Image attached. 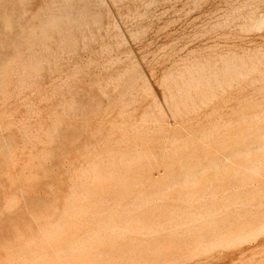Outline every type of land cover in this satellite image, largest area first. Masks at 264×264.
Returning a JSON list of instances; mask_svg holds the SVG:
<instances>
[{
  "label": "rangeland",
  "instance_id": "1",
  "mask_svg": "<svg viewBox=\"0 0 264 264\" xmlns=\"http://www.w3.org/2000/svg\"><path fill=\"white\" fill-rule=\"evenodd\" d=\"M84 88L86 91L82 90ZM241 120L243 121L240 122ZM177 127L182 129L179 131ZM219 127L227 131H222ZM263 127L264 0H0V264H107L109 261L110 264H259V261L264 264V194H260L264 191ZM165 128L167 129L164 131ZM200 135L203 137L200 138ZM190 137L194 142L192 140L190 143ZM196 137L197 140L200 138V142ZM259 137L260 140L251 142ZM208 141L210 143H207ZM224 141V147H217L224 144ZM180 143L185 145L184 148ZM202 143L204 146H212H205L202 151ZM255 146L257 148L254 149ZM163 151L167 152L164 161ZM255 154L258 156L255 157ZM183 155L186 158L183 159ZM212 156L216 157L213 159ZM201 159L204 162L198 161ZM141 167L144 169L141 170ZM186 170L189 171L185 172ZM127 172L129 174L125 177ZM242 173H245V177ZM249 173L253 175L250 176ZM119 174H124L125 176H122L126 179L129 177L130 181L125 183L126 186L121 184L125 178ZM111 175H119L120 182L117 179V184L115 178V183ZM140 175L144 181L140 179ZM158 177L161 185L157 182ZM164 177L170 179L167 181ZM242 177L246 183L242 181ZM154 178L160 187L154 182ZM195 181L197 183H194ZM208 182H211V187ZM97 183L99 185H96ZM102 183H106L108 188ZM94 185L100 186L101 192L103 188V200L99 198L101 192L100 195L95 194L99 188H93ZM111 185L114 187L113 191ZM117 185L120 188L125 187L127 193L125 188H122L121 192ZM170 187L169 191L166 190ZM181 187H186L187 190H182ZM236 187H240L239 193L235 192ZM104 188L110 189L109 192ZM90 189L98 190L94 193ZM129 190L132 196H129ZM117 191L120 194H117ZM188 192L194 196L191 197ZM226 192H229V195L224 196L223 193ZM124 193L128 196H124ZM151 193L154 197L152 199ZM91 194L96 199H92ZM202 196H206L205 199H202ZM215 196H219L221 202ZM145 198L149 199L147 202L149 201L151 206L145 202ZM206 199V202H201ZM85 200L90 204L85 205ZM96 200H99V204ZM101 200L102 203L105 202L104 206L108 201V205L100 206L103 205ZM237 201L238 205L243 203L241 206L244 209L234 206ZM160 202L163 204H159ZM188 202L195 205L190 207ZM112 203L115 207H111ZM145 203L148 207H145ZM94 204L98 208H95ZM140 204L147 209H140L138 212L137 207L142 208ZM204 204L208 210L213 207V211L210 213L204 209ZM223 205L230 210L223 208ZM126 206H129L130 211H124L128 210ZM99 207L105 209L100 212H104L102 216L97 214ZM92 208L98 209L97 213ZM193 208H196L197 212ZM186 209H190V212L185 213ZM211 210L210 208L209 211ZM195 212H199V216L195 215ZM204 212L210 215H205ZM189 214L190 218L194 216L192 220L188 217ZM201 214L205 220L213 221L212 224L216 218V223L220 220L221 222L212 225L215 228L213 231L211 221L210 226L204 225L209 222L205 221ZM216 214L217 216L213 217ZM251 216L256 219L253 220ZM128 217L133 219L132 226L131 220H128L130 223L126 220ZM121 220L124 224H130H123V227L127 228L126 233ZM83 222L89 225H83ZM222 223L223 226L220 227ZM183 224L186 228H182ZM179 225L191 233L185 234ZM150 226H153V232L152 229L147 231ZM160 226L164 228L161 230ZM248 226L250 231L247 230ZM131 227L137 230L134 231ZM197 227L202 228V233ZM207 227L210 231L205 230ZM222 227L226 237L221 234L224 233ZM81 228H84V231ZM252 228L256 229L253 231ZM115 229L118 233H115ZM195 229L199 236L196 235ZM128 230L136 234L127 233ZM104 232L115 233L114 236L121 239L115 240V237ZM177 233L181 234V238ZM235 233L239 235L235 236ZM155 234L158 235L152 237ZM222 235L225 237L224 241H218ZM113 240L114 243L117 241L115 245ZM203 240L207 243L209 241L207 245L204 244L205 247L202 245L204 248L199 246L203 244ZM222 241L228 249L223 246ZM193 242L198 245L195 246ZM104 243L110 247H106ZM220 243L223 247L219 246ZM198 246L199 249L196 248ZM94 253H97L98 261ZM89 254L94 259L90 260ZM98 254L102 256V260Z\"/></svg>",
  "mask_w": 264,
  "mask_h": 264
},
{
  "label": "bare ground",
  "instance_id": "2",
  "mask_svg": "<svg viewBox=\"0 0 264 264\" xmlns=\"http://www.w3.org/2000/svg\"><path fill=\"white\" fill-rule=\"evenodd\" d=\"M77 43H78V42H77ZM261 44H262V43H261ZM53 48H54V47H53ZM262 49H263V48H262ZM251 51H252V50H251ZM241 52H242V51H241ZM44 55H45V53H44ZM29 56H30V55H29ZM52 59H53V58H52ZM49 61H51V60H49ZM54 61H55V60H54ZM64 62H65V61H64ZM64 62H63V63H64ZM51 64H52V63H51ZM54 64H55V63H54ZM77 66H78V65H77ZM80 66H81V65H80ZM65 68H66V67H65ZM16 69H17V68H16ZM56 69H57V68H56ZM9 70H10V69H9ZM241 70H242V69H241ZM66 71H67V70H66ZM66 71H65V72H66ZM63 73H64V72H63ZM55 74H56V73H55ZM233 74H234V73H233ZM25 75H26V74H25ZM117 75H118V74H117ZM12 76H13V75H12ZM53 76H54V75H53ZM105 76H106V75H105ZM56 77H57V76H56ZM258 77H259V76H258ZM62 78H63V77H62ZM115 78H116V77H115ZM37 79H38V78H37ZM90 79H91V78H90ZM94 80H95V79H94ZM109 80H110V79H109ZM51 82H52V81H51ZM66 83H67V82H66ZM87 83H88V82H87ZM98 83H99V82H98ZM111 83H112V82H111ZM36 84H37V83H36ZM44 84H45V83H44ZM115 84H116V83H115ZM248 84H249V83H248ZM94 85H95V84H94ZM63 86H64V85H63ZM70 86H71V85H70ZM97 86H98V85H97ZM101 86H102V85H101ZM101 86H100V87H101ZM121 86H122V85H121ZM98 87H99V86H98ZM105 87H106V86H105ZM66 88H67V87H66ZM113 88H114V87H113ZM241 88H242V87H241ZM256 88H257V87H256ZM9 89H10V88H9ZM51 89H52V88H51ZM239 89H240V88H239ZM82 90H85V91H86L85 88L82 89ZM113 91H114V90H113ZM238 91H239V90H238ZM241 91H242V90H241ZM83 92H84V91H83ZM83 92L81 91V93H83ZM239 92H240V91H239ZM28 93H29V92H28ZM20 94H21V93H20ZM71 94H72V92H71ZM77 94H78V93H77ZM77 94H76V95H77ZM57 96H58V95H57ZM236 96H237V95H236ZM44 97H45V96H44ZM233 97H234V96H233ZM65 98H66V97H65ZM216 98H217V97H216ZM226 99H227V98H226ZM226 99H224V100H226ZM61 100H62V99H61ZM64 101H65V99H64ZM74 101H75V100H74ZM126 102H127V101H126ZM59 103H60V102H59ZM66 103H67V102H66ZM79 103H80V102H79ZM29 104H30V103H29ZM40 104H41V103H40ZM236 104H237V103H236ZM73 105H74V104H73ZM45 106H46V105H45ZM58 107H59V106H58ZM77 107H78V106H77ZM79 107H80V106H79ZM8 109H9V108H8ZM58 109H59V108H58ZM75 109H76V108H75ZM78 109H79V108H78ZM83 109H84V108H83ZM86 109H87V108H86ZM98 109H99V108H98ZM59 110H60V109H59ZM76 110H77V109H76ZM76 110H74V111H76ZM215 110H216V109H215ZM9 111H10V110H9ZM83 111H84V110H83ZM95 111H96V110H95ZM131 111H132V110H131ZM47 112H48V111H47ZM35 113H36V112H35ZM68 113H69V112H68ZM81 113H82V111H81ZM96 113H97V112H96ZM38 114H39V113H38ZM43 114H44V113H43ZM83 114H84V112H83ZM88 114H89V113H88ZM260 114H262V113H260ZM47 115H48V114H47ZM74 115H75V114H74ZM206 115H207V114H206ZM226 115H227V114H226ZM62 116H63V115H62ZM78 116H79V115H78ZM45 117H46V116H45ZM45 117H44V118H45ZM79 117H80V116H79ZM82 117H83V116H82ZM82 117H81V119H82ZM115 117H116V115H115ZM238 117H239V116H238ZM74 118H75V117H74ZM85 118H86V117H85ZM102 118H103V117H102ZM40 119H41V118H40ZM240 119H241V118H240ZM12 120H13V119H12ZM65 120H66V118H65ZM85 120H86V119H85ZM238 120H239V119H238ZM238 120H236V123L238 122ZM202 121H203V120H202ZM233 121H234V120H233ZM242 121H243V120H241L240 122H242ZM7 122H8V121H7ZM10 122H12V121H10ZM46 122H47V121H46ZM162 122H163V121H162ZM181 122H183V120H181ZM234 122H235V121H234ZM177 123H178V122H177ZM49 124H50V123H49ZM73 124H74V123H73ZM174 124H176V122H174ZM181 124L183 125V123H181ZM196 124H197V123H196ZM232 124H234V123L232 122ZM232 124H231V126H233ZM239 124H240V123H239ZM244 124H246V123H244ZM249 124H250V122H249ZM42 125H43V124H42ZM69 125H70V124H69ZM78 125H79V124H78ZM177 125L180 126V124H177ZM184 125H186V123H185ZM192 125H193V124H192ZM205 125H206V124H205ZM215 125H216V124H215ZM66 126H67V125H66ZM188 126H189V125H188ZM190 126H191V125H190ZM213 126H214V125H213ZM213 126H212V127H213ZM229 126H230V124H229ZM234 126H235V125H234ZM234 126H233V127H234ZM239 126H240V125H239ZM245 126H246V125H245ZM72 127H73V126H72ZM82 127H83V126H82ZM88 127H89V126H88ZM157 127H158V126H157ZM165 127H166V126H165ZM185 127H186V126H185ZM210 127H211V126H210ZM210 127L208 126V128H210ZM247 127H248V126H247ZM86 128H87V127H86ZM158 128H159V127H158ZM163 128H164V124H163ZM177 128H178V127H177ZM177 128H176V129H177ZM180 128H181V127H180ZM180 128H178L179 131H180ZM183 128H184V127H183ZM187 128H188V127H187ZM189 128H190V127H189ZM223 128H224V126H223ZM238 128H239V127H238ZM238 128H236V129H238ZM71 129H72V128H71ZM77 129H79V127H78ZM166 129H167V128H165L164 131H165ZM174 129H175V128H174ZM181 129H182V128H181ZM213 129H214V127H213ZM213 129H212V130H213ZM219 129H222V128L219 127ZM227 129H228V128H227ZM246 129H248V128H246ZM250 129H251V127H250ZM254 129H255V128H254ZM262 129H264V127H263ZM84 130H85V127H84ZM86 130H87V129H86ZM198 130H199V129H198ZM209 130H211V129H209ZM217 130H218V129H217ZM223 130H224V129H222V131H223ZM228 130H229V129H228ZM233 130H235V129H233ZM233 130H232V131H233ZM160 131H161V130H160ZM224 131L226 132L227 130H224ZM235 131H237V130H235ZM244 131H245V130H244ZM250 131H251V130H249L248 133H250ZM256 131L258 132V131H260V130H256ZM256 131H255L254 133H256ZM17 132H18V131H17ZM29 132H30V131H29ZM210 132H211V131H210ZM214 132H215V131H213V133H214ZM242 132H243V130H242ZM245 132H246V131H245ZM252 132H253V131H252ZM260 132H261V131H260ZM30 133H31V132H30ZM114 133H115V132H114ZM186 133H187V132H186ZM199 133H200V132H199ZM248 133H247V134H248ZM187 134L189 135V133H187ZM206 134L208 135V132H207ZM211 134H212V132H211ZM216 134H217V133H215V135H216ZM239 134H240V133H239ZM241 134H243V133H241ZM252 134H253V133H252ZM256 134H257V133H256ZM262 134H263V133H262ZM70 135L72 136V134H70ZM204 135H205V134H204ZM207 135H206L205 137H207ZM217 135H219V134H217ZM243 135H245V134H243ZM257 135H258V134H257ZM73 136H75V135H73ZM90 136H91V135H90ZM93 136H94V135H93ZM184 136H185V135H184ZM190 136H191V135H190ZM200 136H201L200 138L203 137L202 135H200ZM210 136H212V135H210ZM237 136H238V134H237ZM82 137H83V136H82ZM216 137H217V136H216ZM222 137H223V135H222ZM222 137H219V138H222ZM243 137H244V136H243ZM248 137H249V136H248ZM66 138H67V137H66ZM180 138H181V137H180ZM182 138H183V137H182ZM184 138H185V137H184ZM200 138H198L199 140H197V137H196V140L200 142ZM210 138H211V137H210ZM235 138H237L238 140L240 139L239 137H236V136H235ZM255 138H256V136H255ZM261 138H262V140H263V137H261ZM41 139H42V138H41ZM72 139H74V138H72ZM79 139H80V138H79ZM190 139H191V140H190ZM190 139H188V141L190 140V143H191L192 140H193V142H194V139H192L191 137H190ZM227 139H228V138H227ZM237 139H236V140H237ZM241 139H242V138H241ZM244 139H245V137L242 139V141H243ZM246 139H247V136H246ZM252 139H254V138H252ZM153 140H154V139H153ZM207 140H208V138H207ZM212 140H213V137H212ZM223 140H224V139H223ZM250 140H251V139H250ZM258 140H260V137H259L257 140H255V141H254V140H251V142H252V141H253V142H256V141H258ZM66 141H67V140H66ZM178 141H179V140H178ZM227 141H228V140H227ZM263 141H264V140H263ZM263 141H262V143H264ZM64 142H65V141H64ZM73 142H74V141H73ZM195 142H196V141H195ZM202 142H204V141H202ZM243 142H244V141H243ZM248 142H249V141H248ZM253 142H252V143H253ZM260 142H261V141H260ZM66 143H67V142H66ZM184 143H185V142H184ZM186 143H187V142H186ZM186 143H185V144H186ZM207 143H210V141H208ZM214 143H215V142H214ZM219 143H220V142H219ZM151 144H152V143H151ZM175 144H176V143H175ZM180 144H181V143H180ZM180 144H179V145H180ZM182 144H183V143H182ZM182 144H181V146H183V148H184L185 145H182ZM192 144H193V143H192ZM197 144L201 145L200 143H197ZM229 144H230V143H229ZM229 144H228V145H229ZM67 145H68V144H67ZM70 145H71V144H70ZM97 145H98V144H97ZM195 145H196V144H194V146H195ZM202 145L204 146L203 143H202ZM210 145H211V144H210ZM214 145H215V144H214ZM220 145H221V146L226 145V144H225V141H224V144H219V145H217V147L220 148V147H221ZM262 145H263V144H262ZM63 146H64V145H63ZM65 146H66V145H65ZM71 146H73V145H71ZM71 146H70V147H71ZM176 146H177V145H176ZM192 146H193V145H192ZM205 146H206V144H205ZM205 146L203 147V150H202V151H204ZM211 146H212V145H211ZM211 146H208V145H207L206 147H210V148H211ZM236 146H237V145H236ZM251 146H253V145H251ZM91 147H92V146H91ZM150 147H151V146H150ZM152 147H153V146H152ZM187 147H189V143H188V146H187ZM190 147H191V144H190ZM195 147H196V146H195ZM223 147H224V146H223ZM225 147H226V146H225ZM231 147H232V146H231ZM231 147H230V148H231ZM238 147H239V146H238ZM248 147H249V146H248ZM75 148H76V147H75ZM94 148H95V147H94ZM98 148H99V147H98ZM171 148H172V147H171ZM171 148H169V149H171ZM200 148H202V147H200ZM210 148H209V149H210ZM215 148H216V145H215ZM226 148H227V147H226ZM230 148H229V149H230ZM253 148L255 149V148H257V147L255 146V147H253ZM68 149H69V148H68ZM76 149H77V148H76ZM89 149H90V148H89ZM161 149H162V148H161ZM167 149H168V148H167ZM173 149H175V148H173ZM235 149H237V148H235ZM250 149L252 150L251 147H250ZM250 149H247V150H250ZM163 150H165V149H163ZM187 150H188V148H187ZM187 150L185 149V151H187ZM191 150H193V149L191 148ZM205 150H206V149H205ZM212 150H213V149H212ZM224 150H225V149H224ZM224 150H223V151H224ZM231 150L233 151L234 149H231ZM251 150H250V151H251ZM35 151H36V150H35ZM76 151H77V150H76ZM94 151H95V150H94ZM169 151H170V150H169ZM171 151H172V150H171ZM171 151H170V152H171ZM195 151H196V150H195ZM207 151H208V149H207ZM225 151H227V150H225ZM229 151H230V150H229ZM229 151H228V152H229ZM232 151H231V152H232ZM220 152H222V151H220ZM236 152H237V151H236ZM239 152H240V151H239ZM246 152H248V151H246ZM160 153H161V152H160ZM163 153H164V156H163L164 159H162V160L164 161V160H165V155H166L167 152L165 153V152L163 151ZM163 153H162V155H163ZM172 153H173V151H172ZM179 153H180V152H179ZM193 153H194V152H193ZM225 153H226V152H225ZM229 153H230V152H229ZM70 154H72V153H70ZM151 154H152V153H151ZM168 154H169V152H168ZM168 154H167V156H168ZM170 154H171V153H170ZM217 154H220V153H217ZM217 154H216V155H217ZM226 154H227V153H226ZM226 154H225V155H226ZM242 154H243V152H242ZM244 154H245V152H244ZM258 154H259V153H258ZM78 155H79V153H78ZM202 155H203V154H202ZM220 155H221V154H220ZM220 155H219V156H220ZM222 155H223V154H222ZM255 155H256V154H255ZM260 155H261V154H260ZM167 156H166V157H167ZM187 156H188V155H187ZM190 156H191V154H190ZM190 156H189V157H190ZM229 156H230V155H229ZM246 156H247V155H245V157H246ZM249 156H250V155H249ZM252 156H254V155H252ZM257 156H258V155H256L255 157H257ZM261 156H263V153H262ZM67 157H69V156H67ZM168 157H170V156H168ZM168 157H167V158H168ZM173 157H174V155L172 156V159H174ZM182 157H183V159H184L185 156L183 155ZM182 157H181V158H182ZM191 157L194 158L193 156H191ZM206 157H207V156H206ZM212 157H213V159H214V157H216V156H212ZM212 157H211V159H212ZM240 157H241V156H240ZM250 157H251V156H250ZM167 158H166V159H167ZM185 158H186V157H185ZM233 158H234V157H233ZM246 158H247V157H246ZM248 158H249V157H248ZM259 158H260V157H259ZM261 158L263 159V157H261ZM261 158H260V159H261ZM24 159H25V158H24ZM169 159H170V158H169ZM183 159H182V160H183ZM189 159H191V158H189ZM206 159H207V158H206ZM206 159H205V160H206ZM218 159H220V158H218ZM223 159H224V158H223ZM167 160H168V159H167ZM191 160H192V159H191ZM225 160H226V157H225ZM254 160H255V159H254ZM254 160H253V162H254ZM41 161H42V160H41ZM99 161H100V160H99ZM186 161H187V159H186ZM192 161H194V159H193ZM192 161H191V162H190V161H187V162H190L191 164H193ZM198 161H200L201 163L204 162L203 159L198 160ZM211 161H212V160H211ZM251 161H252V160H251ZM255 161H256V160H255ZM258 161H259V160H258ZM263 161H264V160H263ZM35 162H36V161H35ZM58 162H59V161H58ZM166 162H167V161H166ZM169 162H170V161H169ZM171 162H172V161H171ZM181 162H183V161H181ZM196 162H197V161H196ZM214 162H215V161H214ZM60 163H61V162H60ZM74 163H75V162H74ZM74 163H73V164H74ZM79 163H80V162H79ZM167 163H168V162H167ZM167 163H166V165H167ZM179 163H180V162H179ZM207 163H208V162H207ZM215 163H216V162H215ZM215 163H213V165H215ZM224 163H225V162H224ZM228 163H229V162H228ZM259 163H260V162H259ZM57 164H58V163H57ZM57 164H56V165H57ZM171 164H172V163H171ZM171 164H170V167L172 166ZM186 164H187V163H185L184 165H186ZM196 164H197V163H196ZM216 164H217V163H216ZM230 164H231V163H230ZM232 164H235V163H232ZM242 164H243V163H242ZM249 164H250V163H249ZM251 164H252V163H251ZM263 164H264V162H263ZM59 165H60V164H59ZM70 165H71V164H70ZM156 165H157V164H156ZM162 165L165 166V164H162ZM181 165H182V164H180V166H181ZM206 165H207V164H206ZM211 165H212V164H211ZM224 165H225V164H224ZM252 165H253V164H252ZM252 165H251V166H252ZM260 165H261V164H260ZM260 165H259V166H260ZM53 166H54V165H53ZM146 166H147V165H146ZM151 166H152V165H151ZM173 166H174V165H173ZM186 166H187V165H186ZM186 166H185V168H186ZM217 166H218V168H220L219 165H217ZM228 166H229V165H228ZM233 166L236 167V165H233ZM240 166H241V165H240ZM259 166H258V168H261V167H259ZM60 167H61V166H60ZM136 167H137V166H136ZM147 167H149V166H147ZM158 167H159V166H158ZM193 167H194V166H193ZM196 167H197V166H196ZM238 167H239V166H238ZM242 167H243V166H242ZM244 167H245V166H244ZM247 167H249V166H247ZM255 167H256V166H255ZM70 168H71V167H70ZM138 168H139V167H138ZM138 168H137V169H138ZM162 168H163V167H162ZM174 168H176V167L174 166ZM178 168H179V167H178ZM188 168H190V166H188ZM205 168H206V167H205ZM231 168H232V166H231ZM236 168H237V167H236ZM236 168H234V169H235V172H236ZM258 168H257V169H258ZM262 168H263V170H264V166H262ZM139 169H140V168H139ZM142 169H144V167H143V168L141 167V170H142ZM168 169H169V168H168ZM171 169H172V168H171ZM186 169H187V168H186ZM191 169H192V167H191ZM223 169H224V168H223ZM227 169H228V168H227ZM229 169H230V168H229ZM234 169H233V170H234ZM244 169H245V168H244ZM244 169H243V170H244ZM251 169H252V168H251ZM251 169H250V170H251ZM253 169H254V167H253ZM29 170H30V169H29ZM133 170H135V169H133ZM149 170H150V169H149ZM161 170H162V169H161ZM164 170H166V169L164 168ZM164 170H162V172H163ZM169 170H170V169H169ZM239 170H242V169H239ZM247 170H248V169H247ZM60 171H61V170H60ZM62 171H63V170H62ZM70 171H71V170H70ZM81 171H82V170H81ZM166 171H167V170H166ZM166 171H165V173H166ZM172 171H174V170H172ZM177 171H179V170H177ZM177 171H176V172H177ZM183 171H184V170H183ZM187 171H189V170H186L185 172H187ZM230 171H231V170H230ZM245 171H246V169L244 170V172H245ZM248 171H249V170H248ZM252 171H254V170H252ZM258 171H261V170H258ZM258 171H257V173H258ZM65 172H66V171H65ZM71 172H72V171H71ZM109 172H111V171H109ZM138 172L140 173V170H139ZM149 172H150V171H149ZM176 172H175V173H176ZM179 172H181V171H179ZM240 172H241V171H240ZM250 172H251V171H250ZM66 173H67V172H66ZM105 173H106V172H105ZM107 173H108V171H107ZM154 173H155V172H154ZM159 173H160V171H159ZM233 173H234V172H233ZM238 173H239V172L237 171L236 174L238 175ZM252 173H253V172H252ZM103 174H104V173H103ZM128 174H129V173L127 172V173H125L126 176H125L124 174H122V175H124L125 177H127ZM132 174H133V172H132ZM143 174H144V173H143ZM155 174H156V173H155ZM155 174H154V175H155ZM173 174H174V173H173ZM183 174H184V172H183ZM194 174H195V173H194ZM198 174H199V173H198ZM198 174H197V175H198ZM223 174H224V173H223ZM236 174H235V176H236ZM244 174H245V173H242V175H244ZM250 174H251V173H249V175H250ZM255 174H256V173H255ZM255 174H254V175H255ZM113 175L115 176V174H113ZM119 175H120V174H119ZM119 175H118V176H119ZM122 175H120V176H122ZM151 175H152V174H151ZM157 175H161V174H157ZM168 175H170V174L168 173ZM171 175H172V173H171ZM175 175H176V174H174V176H175ZM184 175H186V174H184ZM233 175H234V174H233ZM233 175H232V176H233ZM240 175H241V174H240ZM252 175H253V174H252ZM252 175H250V176H252ZM56 176H57V175H56ZM104 176H105V174H104ZM111 176H112V175H111ZM114 176H112V178H113ZM118 176L116 175V177H114V182H115V178H116V180H117V179L119 180V177H118ZM124 176H122L123 179L125 178ZM138 176H139V174H138ZM138 176H137V177H138ZM141 176H142V175H140V177H141ZM166 176H167V175H166ZM166 176H165V177H166ZM181 176H183V175H181ZM188 176H189V175H188ZM193 176H194V175H193ZM210 176H211V175H210ZM235 176H234V177H235ZM255 176H256V175H255ZM255 176H254V177H255ZM258 176H260V175H258ZM46 177H48V176H46ZM133 177H135V175H133ZM162 177H163V175H162ZM165 177H164V178H165ZM183 177L186 178V176H183ZM196 177H197V176H196ZM228 177H230V173H229ZM238 177L240 178V176H238ZM244 177H245V175H244ZM244 177H242V181H244V180H243ZM247 177H248V175H246V178H247ZM167 178H168V176H167ZM172 178H173V176H172ZM212 178H213V177H212ZM215 178H217V177H215ZM232 178H233V177H232ZM246 178H245V179H246ZM252 178H253V177H252ZM255 178H257V177H255ZM68 179H69V178H68ZM72 179H73V178H72ZM120 179H121V177H120ZM140 179L143 180L142 177H141ZM144 179H145V178H144ZM165 179H166V178H165ZM169 179H170V178H169ZM169 179H168V180H169ZM173 179H175V178H173ZM173 179H172V180H173ZM186 179H187V178H186ZM194 179H195V177H194ZM217 179H218V178H217ZM234 179H235V178H234ZM248 179H249V178H247L246 180H248ZM50 180H51V179H50ZM118 180H117V184L120 182V180H119V182H118ZM126 180H127V181H126ZM132 180H133V178H132ZM134 180H135V179H134ZM134 180H133V181H134ZM142 180H141V181H142ZM166 180H167V179H166ZM168 180H167V181H168ZM213 180H214V178H213ZM236 180H237V178H236ZM236 180H235V181H236ZM246 180H245V181H246ZM22 181H23V178H22ZM52 181L54 182V178L52 179ZM68 181H69V180H68ZM70 181H71V180H70ZM70 181H69V182H70ZM109 181H110V180H109ZM109 181H108V182H109ZM128 181H130V180H129V177H128V179L125 178V181L123 180V182H122L121 184H123V183L125 184V183H127ZM136 181H137V179H136ZM143 181H144V180H143ZM149 181H150V179H149ZM160 181H161V180H160ZM160 181H159V177H158V181H157V182H159V185H161ZM162 181H163V179H162ZM170 181H171V180H170ZM199 181H200V180H199ZM203 181L206 182V180H203ZM217 181H219V179H218ZM245 181H244V182H245ZM58 182H60V181H58ZM138 182L141 183L140 181H138ZM138 182H137V183H138ZM145 182H146V180H145ZM154 182H156V181H155V178H154ZM157 182H156V184H157ZM165 182H166V181H165ZM189 182H190V181H189ZM211 182H212V181H211ZM211 182H210V183L208 182V183H209V186H210ZM246 182H247V181H246ZM246 182H245V183H246ZM248 182H249V180H248ZM263 182H264V181H263ZM47 183H48V182H47ZM51 183H52V182H51ZM110 183H113V182H110ZM110 183H109V185H110ZM115 183H116V182H115ZM115 183H114V184H115ZM162 183H163V182H162ZM192 183H193V182H192ZM194 183H197V182L195 181ZM201 183H202V182H201ZM201 183L199 182V184H201ZM206 183H207V182H206ZM224 183H225V182H224ZM245 183H244V184H245ZM261 183H262V182H261ZM261 183H260V184H261ZM53 184H54V183H53ZM102 184H103V185H106V183H105V184L102 183ZM130 184H131V183H130ZM130 184H128V185H130ZM154 184H155V183H154ZM212 184H213V182H212ZM237 184H238V183H237ZM58 185H59V183H58ZM96 185H99V184L97 183ZM103 185H102V187H103ZM112 185H113V184H112ZM112 185H111V187H110V186H109V187L112 188V187H113ZM142 185H144V184H142ZM145 185H146V184H145ZM145 185H144V186H145ZM157 185H158V184H157ZM157 185H155V186H157ZM159 185H158V186H159ZM164 185H165V184H164ZM168 185H169V184H168ZM168 185H167V186H168ZM171 185H172V184H171ZM197 185H198V184H197ZM204 185H205V184H204ZM250 185H253V184H250ZM69 186H70V185H69ZM69 186H68V187H69ZM118 186H119V185H117V188H118ZM123 186H126V184L123 185ZM123 186H121V187H122V188H125V187H123ZM133 186H134V184H133ZM137 186H138V185H137ZM137 186H136V188H137ZM152 186H153V185H152ZM152 186H151V188H152ZM155 186H154V187H155ZM162 186H163V185H162ZM186 186H187V185H186ZM202 186H203V185H202ZM205 186H206V185H205ZM238 186H239V184H238ZM263 186H264V185H263ZM47 187H48V186H47ZM60 187H61V186H60ZM62 187H63V185H62ZM76 187H77V186H76ZM90 187H91V186H90ZM90 187H88V189H89ZM96 187H97V186H96ZM96 187H95V185H94L93 188H96ZM99 187H100V186H98L97 188H99ZM134 187H135V186H134ZM134 187H132V188L130 187V188L133 189ZM159 187H160V186H159ZM203 187H204V186H203ZM210 187H211V186H210ZM210 187L207 186V188H210ZM247 187H248V186H247ZM71 188H72V187H71ZM86 188H87V187H86ZM106 188H108L107 185H106ZM106 188H104V190H105ZM115 188H116V185H115ZM122 188H120V186H119V189H121V192H123V191H122V190H123ZM138 188H139V187H138ZM164 188H165V187H164ZM192 188H193V187H192ZM204 188H206V187H204ZM212 188H213V187H212ZM229 188H230V187H229ZM236 188H237V190H236L235 192H238V193H239V191H240L239 188H240V187H239V188L236 187ZM245 188H246V187H245ZM245 188H244V189H245ZM261 188H262V187H261ZM131 189H130V190H131ZM142 189H143V188H142ZM162 189H163V188H162ZM170 189H171V187L168 188V189L166 188V190H168V191H169ZM181 189H182V187H181ZM183 189L187 190L186 187L183 188ZM183 189H182V190H183ZM213 189H214V188H213ZM215 189H216V188H215ZM232 189H233V188H232ZM234 189H235V188H234ZM234 189H233V190H234ZM253 189H254V188H253ZM68 190H69V189H68ZM75 190H76V189H75ZM90 190H92V192H94V191H97L98 189H94V191H93V189H90ZM99 190H100V188H99ZM99 190H98V191H99ZM109 190H110V189H109ZM109 190L106 189V191H108V192H109ZM113 190H114V187H113V189H112L111 191H113ZM115 190H116V189H115ZM125 190H126V188H125ZM130 190H129V191H130ZM134 190H135V189H134ZM166 190L164 189L163 191L166 192ZM188 190H189V189H188ZM207 190H208V189H207ZM210 190H211V189H210ZM210 190H209V191H210ZM233 190H232V191H233ZM45 191H46V190H45ZM98 191H97L96 193H95V192H94V193H95V194L98 193V195H100L99 193L101 192V190H100L99 192H98ZM119 191H120V190H119ZM131 191H133V190H131ZM131 191H130V192H131ZM139 191H140V190H139ZM146 191H147V190H146ZM149 191H150V190H149ZM174 191H175V190H174ZM230 191H231V190H230ZM230 191H229V192H230ZM252 191H253V190H252ZM77 192H78V191H77ZM82 192H83V191H82ZM92 192H91V193H92ZM115 192H116V191H115ZM117 192H118V191H117ZM124 192H125V191H124ZM144 192H145V191H144ZM159 192H160V191H159ZM172 192H173V191H172ZM198 192H199V191H198ZM198 192L196 191V193H198ZM212 192H213V191H212ZM229 192H228V193H229ZM233 192H234V191H233ZM233 192H230V193H233ZM259 192H261V191H259ZM86 193H87V192H86ZM94 193H92V194H94ZM102 193H103V188H102L101 195H100V197H99V198H101V199H102V197H103L102 195H105V192H104V194H102ZM126 193H127V190H126ZM126 193H124V194H125L124 196H128ZM128 193H129V192H128ZM167 193H168V192H167ZM193 193H195V191H194ZM209 193H210V192H209ZM228 193H227V192H226V193H223V195L225 196V194L227 195ZM252 193H253V192H252ZM67 194H68V193H67ZM83 194H84V193H83ZM92 194H91L90 197L93 199L94 197L92 196ZM115 194H116V193H115ZM117 194H120V193L118 192ZM129 194H130L129 196H132V195H131L132 192L129 193ZM161 194H162V193H161ZM179 194H180V192H179ZM186 194H187V193H186ZM188 194H189V192H188ZM206 194H207V193H206ZM206 194H205V195H206ZM216 194H217V193H216ZM258 194H259V193H258ZM260 194H264V191H262ZM106 195H107V192H106ZM108 195H109V194H108ZM110 195H112V194H110ZM133 195H134V193H133ZM151 195H152V193H151ZM151 195H149V197H150ZM182 195H184V193L181 194V196H182ZM189 195H190V194H189ZM196 195L198 196L199 194H196ZM202 195H203V194H202ZM214 195H215V192H214V194L212 195L213 198H214ZM220 195H222V194H220ZM223 195H222L221 197H223ZM228 195H229V194H228ZM233 195H235V193H234ZM233 195H231V197H233ZM66 196H68V195H66ZM101 196H102V197H101ZM114 196H115V195H114ZM116 196L118 197V195H116ZM121 196H123V195H121ZM134 196H135V195H134ZM140 196H141V195H140ZM140 196H139V197H140ZM154 196H155V195H154ZM163 196H164V195H163ZM181 196H180V197H181ZM190 196H191V195H190ZM190 196H189V197H190ZM193 196H194V195H192L191 197H193ZM199 196H200V195H199ZM236 196H237V195H236ZM251 196H252V195H251ZM253 196H254V194H253ZM75 197H76V196H75ZM84 197H85V196H84ZM105 197H108V196H105ZM109 197H110V196H109ZM109 197H108V198H109ZM141 197H142V196H141ZM152 197H153V195L151 196V199H152ZM168 197H169V196H168ZM187 197H188V196L186 195V198H187ZM203 197H204V199H205L206 196H202L201 198L203 199ZM210 197H211V196H210ZM210 197H208V198H210ZM217 197H218V198H217ZM217 197L215 196L216 199H219V200H220L219 196H217ZM231 197H230L229 199H231ZM238 197H239V196H238ZM243 197H244V195H243ZM249 197H250V196H249ZM59 198H60V197H59ZM97 198H98V196H97ZM99 198H98V199H99ZM111 198H112V196L110 197V199H111ZM113 198H114V197H113ZM119 198H121V197H119ZM122 198H123V197H122ZM136 198H137V197H136ZM147 198H148V197H147ZM147 198H145L146 201H145V200H142V201L147 202V200H149V199H147ZM153 198H154V197H153ZM178 198H179V197H178ZM208 198H207V199H208ZM227 198H228V197L225 198L226 201H228ZM260 198H261V197H260ZM55 199H56V198H55ZM94 199H96V198H94ZM129 199H130V198H129ZM129 199H128V200H129ZM187 199H188V198H187ZM202 199H201V200H202ZM207 199L204 200V201H201V202H206ZM238 199H240V198H238ZM56 200H57V199H56ZM89 200H90V198H89ZM102 200H103V199H102ZM102 200H101V203H102ZM196 200H197V199H196ZM209 200H210V199H209ZM211 200H212V199H211ZM211 200H210V201H211ZM243 200H244V199H243ZM243 200H242V201H243ZM250 200H251V199H250ZM60 201H61V200H60ZM60 201H59V202H60ZM64 201H65V200H64ZM82 201H83V200H82ZM85 201H86V200H85ZM91 201H92V200H91ZM96 201H98V202H96V203L99 204V200H96ZM104 201H106V200H104ZM123 201H124V200H123ZM125 201H127V200H125ZM130 201H132V200H130ZM136 201H137V200H136ZM136 201H135V202H136ZM167 201H168V200H167ZM198 201H199V200H198ZM229 201H230V200H229ZM240 201H241V200H240ZM247 201H248V198H247ZM75 202H76V201H75ZM93 202H94V200H93ZM120 202H122V201H120ZM132 202H133V201H132ZM132 202H131V203H132ZM135 202H134V204H137V205H138V203H135ZM140 202H141V201H140ZM152 202H153V201H152ZM165 202H166V201H165ZM168 202H169V201H168ZM212 202H213V201H212ZM220 202H221V200H220ZM233 202H234V201H232V203H233ZM243 202H244V201H243ZM60 203H61V202H60ZM60 203H59V204H60ZM86 203H89V201H88V202L86 201V202H85V205H86ZM94 203H95V202H94ZM104 203H105V202H104ZM104 203H102L103 205L100 204V206H104ZM123 203L125 204V203H127V202H123ZM156 203H158V202H156ZM156 203H154V204H156ZM161 203H162V202H160L159 204H161ZM174 203H175V202H174ZM188 203H189V202H188ZM192 203H193V202H192ZM192 203H191V204L189 203V204H190V207H192L191 205H193V206L195 205V204H192ZM222 203H223V202H222ZM235 203H236L237 205H234V206H237L238 209H240L241 207H243V206H241L243 203H242L241 205H238V201L235 202ZM63 204H64V203H63ZM80 204H81V202H80ZM80 204H79V205H80ZM89 204H90V203H89ZM134 204H133V206H135ZM145 204H146V203H145ZM145 204H144V205H145ZM147 204L149 205V201L147 202ZM147 204L145 205V207H148ZM162 204H163V203H162ZM223 204H224V203H223ZM230 204H231V203H230ZM246 204H247V202L244 203V205H246ZM64 205H65V204H64ZM77 205H78V204H77ZM81 205H82V204H81ZM91 205H92V203H91ZM107 205H108V201H107ZM107 205H105V206H107ZM112 205H113V203H112ZM116 205H117V202H116ZM129 205H130V203H129ZM137 205H136V207H137ZM140 205H141V204H140ZM142 205H143V204H142ZM142 205H141L142 208H140V206L137 207V208L139 209L138 212L141 211L140 209H145V210L147 209V208H145V207L143 208ZM152 205H153V203H152ZM198 205H200V204H198ZM215 205H217V201H216V204H215ZM219 205H220V203H219ZM58 206H60V205H58ZM92 206H93V205H92ZM92 206H91V207H92ZM94 206H95V204H94ZM105 206H104V207H105ZM109 206H110V203H109ZM130 206H131V208H133L132 205H130ZM149 206H151V204H150ZM160 206L162 207V205H160ZM184 206H186V205H184ZM203 206H204V207H203L204 209H207V206H206L205 204H204ZM225 206H226V205H225ZM225 206L223 205V208H224ZM238 206H241V207L239 208ZM60 207H61V206H60ZM77 207H78V206H77ZM91 207H87V208H91ZM96 207H97V206H95V208H96ZM111 207H115V205H113V206H111ZM117 207H118V206H117ZM119 207H120V206H119ZM126 207H127V206H126ZM126 207H125V208H126ZM128 207H129V206H128ZM128 207H127L128 210H124V211H130V210H129L130 208H128ZM174 207H175V206H174ZM200 207H201V208H200V210H201V209H202V206H200ZM205 207H206V208H205ZM228 207H229V206H228ZM83 208H84V207H83ZM95 208H92V210H94ZM97 208H98V207H97ZM99 208H100V207H99ZM101 208H103V207H101ZM101 208H100V209H101ZM125 208H123V209H125ZM181 208H182V206H181ZM187 208H188V205H187ZM196 208L198 209L199 206L196 207ZM196 208H193V209L195 210ZM210 208L212 209L211 211H209ZM210 208H209V210H208V209H207V210H208V212L211 213V212L213 211V207H210ZM216 208H217V207H216ZM229 208H230V207H229ZM237 208H236V209H237ZM72 209H73V207H72ZM100 209H99V211H98V209H95L96 212H95V211H93V212L97 213V211H98L97 214L99 215L101 211H104V210H105L104 208H103V210H100ZM109 209H110V211H111V208H109ZM109 209H106V210L109 211ZM119 209H120V208H119ZM123 209H121V210H123ZM135 209H136V208H135ZM135 209H134V210H135ZM172 209H173V208H172ZM178 209L180 210V208H177V210H178ZM204 209H203V210H204ZM225 209H226V207H225ZM225 209H224V210H225ZM231 209L233 210V208H231ZM236 209H235V211H236ZM242 209H244V207H243ZM242 209H241V211H242ZM89 210H90V209H89ZM116 210H117V212H120V211H118V209H116ZM136 210H137V209H136ZM166 210H167V208H166ZM173 210H174V209H173ZM177 210L175 209V211H177ZM183 210H184V209H183ZM186 210H187V209H186ZM186 210H185V211H186ZM191 210H192V209H191ZM203 210H201V211H203ZM220 210H221V208H220ZM222 210H223V209H222ZM226 210H230V209H226ZM245 210H246V209H245ZM257 210H259V209H257ZM58 211H59V210H58ZM84 211H85V210H84ZM86 211H88V210H86ZM124 211H123V212H124ZM132 211H133V210H132ZM175 211H174V212H175ZM188 211L190 212V209L187 210L185 213H187ZM195 211L197 212V210H195ZM237 211H238V210H237ZM237 211H236V212H237ZM61 212H62V211H61ZM61 212H60V213H61ZM111 212H113V210H112ZM135 212H136V211H135ZM174 212H173V214H175ZM196 212H195V215H198V216H199L198 213H199L200 211H199L197 214H196ZM223 212H224V211H223ZM225 212L227 213V211H225ZM253 212H254V211H253ZM253 212H252V213H253ZM255 212H256V209H255ZM258 212H260V211H258ZM258 212H257V214H258ZM262 212H263V210H262ZM262 212H261V213H262ZM88 213H89V211H88ZM90 213H92V211H91ZM109 213H110V212H109ZM120 213H122V212H120ZM124 213L126 214V212H124ZM124 213H123V214H124ZM130 213H131V212H130ZM177 213H179V211H178ZM183 213H184V212H182V214H183ZM200 213H201V212H200ZM206 213H207V212H204L205 215H206ZM210 213H207L208 216L210 215ZM216 213H217V212H216ZM231 213H232V211H231ZM261 213H260V214H261ZM263 213H264V212H263ZM56 214H58V213L56 212ZM103 214H104V212H103L102 214H100V215L102 216ZM107 214H108V213H107ZM107 214H106V215H107ZM114 214H115V212H114ZM123 214H122V216H123ZM128 214H129V213H128ZM133 214H134V212H133ZM182 214H181L180 217L183 216ZM191 214H193V213H191ZM191 214H189V216H188V215H187V216L190 218V215H191ZM212 214H214V213H212ZM212 214H211L210 217H212ZM218 214H219V213H218ZM223 214H225V213H223ZM229 214H230V213H229ZM232 214H233V213H232ZM242 214H243V213H242ZM89 215H90V214H89ZM89 215H88V216H89ZM95 215H96V214H95ZM109 215H110V214H109ZM109 215H108V216H109ZM111 215H112V214H111ZM115 215H116V214H115ZM117 215H118V213H117ZM119 215H121V214H119ZM156 215H157V214H156ZM171 215H172V214H171ZM201 215H202V218H203V214H201ZM201 215H200V216H201ZM205 215H204V216H205ZM227 215H228V214H227ZM238 215H240V214H238ZM246 215L248 216V214H246ZM55 216H56V215H55ZM108 216H107V217H108ZM130 216H131V215H130ZM165 216H166V215H165ZM172 216H174V215H172ZM175 216H176V215H175ZM185 216H186V215H185ZM216 216H217V214H216L215 216L213 215V217H216ZM244 216H245V215H244ZM255 216H258V215H255ZM255 216H254V217H255ZM260 216H261V215H260ZM48 217H49V216H48ZM52 217H53V216H52ZM52 217H50V218H52ZM91 217H93V216H91ZM94 217H96V216H94ZM99 217H100V216H99ZM107 217H106V218H107ZM110 217H111V216H110ZM114 217H115V216H114ZM124 217H125V216H124ZM178 217H179V216H178ZM196 217H197V216H196ZM233 217H234V216H233ZM240 217H241V216H240ZM251 217H252L253 220L256 219V218L254 219L253 216H251ZM261 217H262V216H261ZM100 218H101V217H100ZM103 218H104V217H103ZM118 218H119V216H118ZM122 218H123V217H122ZM139 218H140V217H139ZM185 218H186V217H185ZM193 218H194V216H193ZM193 218H190V219L192 220ZM200 218H201V217H200ZM245 218H246V216H245ZM245 218H244V219H245ZM93 219H94V218H92V220H93ZM97 219H98V217H97ZM97 219H96V220H97ZM120 219H121V218H120ZM125 219H126V218H125ZM125 219H122V220L124 221ZM129 219L131 220V226H132V220H133V219H131V218L128 217V219H126V220L128 221ZM163 219H164V218H163ZM176 219H177V218H176ZM203 219L205 220V218H203ZM210 219H211V218H210ZM214 219H215V218H214ZM214 219H212V220H214ZM216 219H217V218H216ZM216 219H215V221H216ZM235 219H236V218H235ZM239 219H240V218H239ZM259 219H260V217L257 218V220H259ZM88 220H89V219H88ZM92 220H91V221H92ZM98 220H99V219H98ZM100 220H101V219H100ZM102 220H103V219H102ZM117 220H118V219H117ZM122 220H121L120 222H122ZM126 220H125V221H126ZM169 220H170V219H168V221H169ZM177 220H180V221L182 222L181 219H177ZM187 220H188V219H187ZM198 220H199V219H198ZM198 220L196 219V221H198ZM218 220H219V219H218ZM237 220H238V219H237ZM237 220H236V221H237ZM86 221H87V219H86ZM104 221H105V220H104ZM118 221H119V220H118ZM118 221H115V222L118 223ZM125 221H124V222H125ZM127 221H126V222H127ZM134 221H135V219H134ZM134 221H133V222H134ZM139 221H140V219H139ZM139 221H137L136 223H139ZM141 221H142V220H141ZM143 221H145V220L143 219ZM143 221H142V222H143ZM173 221H174V220H173ZM173 221H172V223H173ZM175 221H176V220H175ZM200 221H201V220H200ZM205 221H207V220H205ZM209 221H211V220H209ZM209 221H207V222H209ZM215 221H214V223L217 222V221H216V222H215ZM55 222H56V221H55ZM80 222H82V221H80ZM84 222H85V221H84ZM84 222H83V225L86 224V223L84 224ZM94 222H95V220H94ZM94 222H92V224H94ZM100 222H101V221H100ZM105 222H106V221H105ZM164 222L166 223V220H164ZM181 222H180L179 224H181ZM194 222H195V219H194ZM202 222H203V221H202ZM212 222H213V221H211V226H212V225L214 226V225L220 223L221 220L218 221V223H216V224H214V223L212 224ZM222 222H224V220H222ZM225 222H226V221H225ZM229 222H230V221H229ZM243 222H244V221H243ZM76 223H77V222H76ZM95 223H96V222H95ZM128 223H130V221H128ZM128 223H127V224H126V223L124 224V223L122 222V227H123V224L129 226L130 224H128ZM136 223H134V224H136ZM167 223H168V222H167ZM167 223H166V224H167ZM197 223H198V222H197ZM234 223H235V221H234ZM238 223H239V221H238ZM52 224H53V223H52ZM80 224H81V223H80ZM106 224H108V223L106 222ZM118 224H119V223H118ZM118 224H117V225H118ZM120 224H121V223H120ZM120 224H119V225H120ZM169 224H171V222H170ZM191 224L193 225V223H191ZM199 224L201 225V222H200ZM199 224H198V225H199ZM206 224H207V225L209 224V226H210V222H209V223H205L204 225H206ZM72 225H73V224H72ZM87 225H89V223L86 224V226H87ZM90 225H91V224H90ZM94 225H95V224H94ZM136 225H137V224H136ZM172 225H174V224H172ZM187 225H188V224H186V226H187ZM207 225H206V226H207ZM226 225H228V221H227V224H226ZM247 225H248V224H247ZM249 225H250V224H249ZM256 225H257V223H255V226H256ZM263 225H264V224H263ZM34 226H35V224H34ZM44 226H45V225H44ZM81 226H82V224H81ZM138 226H140V223L138 224ZM147 226H148V225H147ZM154 226L156 227V225H154ZM158 226H159V225H158ZM169 226H170V225H169ZM169 226H168V228H169ZM177 226H178V225H177ZM179 226H180V225H179ZM181 226H182V225H181ZM181 226H180V228H181ZM184 226H185V225L183 224V227H182V228H186V227H184ZM194 226H195V225H194ZM194 226H193V227H194ZM202 226H203V225H202ZM213 226H212V227H213ZM219 226H220V227L223 226V223H222V225H219ZM219 226H215V227H219ZM230 226L233 227L232 225H230ZM255 226H254V227H255ZM79 227H80V225H79ZM117 227H118V226H117ZM120 227H121V226H120ZM122 227H121V229H122ZM150 227H151V228H149L147 231H150V230L152 229L153 226H150ZM174 227H175V226H174ZM189 227H190V224H189ZM199 227H200V226H199ZM199 227H197V228H199ZM204 227H205V226H204ZM212 227H211V228H212ZM226 227H227V226H226ZM237 227H238V225H237ZM243 227H245L244 224H243ZM248 227H249V226H248ZM248 227H246V228H248ZM261 227H262V226H261ZM263 227H264V226H263ZM123 228L125 229L126 226L123 227ZM137 228H138V227H137ZM139 228H140V227H139ZM143 228H144V227H143ZM143 228H142V230H143ZM145 228H146V227H145ZM157 228H158V227H157ZM160 228H161V226H160ZM162 228H164V227H162ZM162 228H161V230H162ZM170 228H171V227H170ZM182 228H181V229H182ZM207 228H208V227H207ZM229 228H230V227H228V229H229ZM239 228H240V227H239ZM258 228H259V227H258ZM48 229H49V228H48ZM81 229H82V228H81ZM83 229H84V228H83ZM83 229H82V231H84ZM85 229H87V228H85ZM103 229H104V228H103ZM111 229H112V228H111ZM121 229H120V230H121ZM126 229H127V228H126ZM126 229L124 230L125 233H126ZM129 229H130V228H129ZM131 229H132V227H131ZM146 229H147V228H146ZM173 229H174V228H173ZM199 229L201 230V232H200V231H199V232L202 233V228H199ZM203 229H205V228H203ZM218 229L221 230L220 228H218ZM218 229H217V232H218ZM224 229H225V226H224ZM226 229H227V228H226ZM233 229H234V228H233ZM244 229H245V228H244ZM244 229H243V230H244ZM252 229H253V231H254L256 228H255V229L252 228ZM76 230H77V229H76ZM100 230H101V229H100ZM132 230L136 231L137 229L135 228V229H132ZM140 230H141V229H140ZM142 230H141V231H142ZM166 230H167V227H166ZM166 230H165V231H166ZM188 230H189V229H188ZM205 230H206V231H208V230L210 231V228L205 229ZM212 230L214 231L215 228L213 227ZM222 230H223V227H222ZM222 230H221V231H222ZM229 230H230V229H229ZM247 230L250 231V227H249ZM247 230H246V231H247ZM95 231H96V230H95ZM103 231H104V230H103ZM109 231H110V230H109ZM121 231H122V230H121ZM124 231H122V232H124ZM144 231H145V230H144ZM176 231H177V230H176ZM182 231H184V233H185V232H189V233H191L190 230H189V231H185L184 229H182ZM194 231H195V233H196L197 230L195 229ZM206 231H205V232H206ZM213 231H212V232H213ZM238 231H239V230H238ZM241 231H242V230H241ZM249 231H248V234L250 233ZM66 232H67V231H66ZM75 232H76V231H75ZM122 232H121V233H122ZM129 232H130V234L135 233V232H133V231L131 232V231L128 230L127 233H129ZM137 232H138V231H137ZM152 232H153V229H152ZM152 232H149V233H152ZM156 232H158V230H157ZM177 232H179V231H177ZM212 232H211V234H213ZM222 232H224V233H221V232H220V233L224 235V234H225V230H223ZM227 232H228V231H227ZM243 232H244V231H243ZM73 233H74V232H73ZM83 233H84V232H83ZM91 233H93V232L91 231ZM95 233H96V232H95ZM95 233H94V234H95ZM104 233H105V232H104ZM106 233H107V232H106ZM106 233H105V234H106ZM108 233H109V232H108ZM108 233H107V234H108ZM115 233H118V232H116V229H115ZM115 233H114V234H115ZM119 233H120V232H119ZM144 233H145V232H144ZM179 233H180V232H179ZM203 233H204V231H203ZM214 233H215V232H214ZM238 233H239V232H238ZM238 233H235V236H236ZM241 233H242V232H241ZM252 233H253V232H252ZM254 233H255V232H254ZM71 234H72V233H71ZM109 234H110V236H113V237L116 236V234H115V236H114V234H112L111 232H110ZM135 234H136V233H135ZM158 234H159V233H158ZM158 234L152 235V237H153V236H157ZM169 234H170V233H169ZM177 234H178V233H177ZM177 234H176V235H177ZM185 234H186V233H185ZM193 234H194V233H193ZM197 234H198V232L196 233V235H197ZM209 234H210V233H209ZM209 234H208V235H209ZM218 234H219V233H218ZM239 234H240V233H239ZM239 234H238V235H239ZM79 235H80V232H79ZM81 235H82V234H81ZM81 235H80V236H81ZM88 235H89V234H88ZM90 235H91V234H90ZM118 235H119V234H117V236H118ZM123 235H124V234H123ZM123 235H120V236H123ZM147 235H148V233H147ZM180 235H181V234H180ZM180 235L178 234V237H180ZM182 235H183V234H182ZM223 235H222V236H223ZM226 235H227V234H226ZM226 235H224V236L226 237ZM240 235H241V234H240ZM249 235H250V234H249ZM71 236H72V235H71ZM76 236L78 237V235H76ZM97 236H98V235H97ZM108 236H109V235H108ZM137 236H138V234H137ZM167 236H169V235H167ZM185 236H186V235H185ZM190 236H191V234H190ZM198 236H199V234H198ZM209 236H210V235H209ZM209 236H207V237H209ZM217 236H218V235H217ZM219 236H220V234H219ZM222 236L219 237V238H222V239L219 240V238H218V241H221V240L224 241L223 238H225V237H224V236L222 237ZM242 236H243V234H242ZM100 237H101V236H100ZM100 237H99V238H100ZM102 237H104V236H102ZM125 237H126V236H125ZM143 237H146V236H142V238H143ZM148 237H149V236H148ZM150 237H151V234H150ZM150 237H149V238H150ZM186 237H187V236H186ZM195 237H196V236H195ZM210 237H211V236H210ZM212 237H213V236H212ZM214 237H215V236H214ZM230 237H231V234H230ZM230 237H228V238H230ZM232 237H233V236H232ZM238 237H239V236H238ZM19 238H20V237H19ZM87 238H88V236H87ZM89 238H90V236H89ZM95 238H96V237H95ZM97 238H98V237H97ZM106 238H107V236H106ZM110 238H111V240L113 239L112 237H110ZM122 238H124V237H122ZM173 238H174V237H173ZM180 238H181V237H180ZM180 238H178V240H179ZM202 238H203V237H202ZM228 238H227V239H228ZM234 238H235V237H234ZM234 238H233V239H234ZM242 238H243V237H242ZM244 238L246 239V237H244ZM244 238H243V239H244ZM26 239H27V238H26ZM85 239H86V238H85ZM107 239H108V238H107ZM107 239H106V241H107ZM114 239L117 240L118 237H117V238L115 237ZM120 239H121V238L119 237L118 241H119ZM162 239H163V238H162ZM195 239H196V238H195ZM195 239H194V240H195ZM203 239H205V237H204ZM210 239H211V238H210ZM212 239H213V238H212ZM227 239H225V241H226ZM238 239H239V238H238ZM238 239H236V240H238ZM243 239H242V240H243ZM24 240H25V239H24ZM76 240H77V239H76ZM83 240H84V238H83ZM99 240H101V238H100ZM158 240H159V239H158ZM171 240H172V239H171ZM196 240H197V239H196ZM208 240H209V238H208ZM228 240H229V239H228ZM231 240H232V239H231ZM231 240H230V241H231ZM239 240H241V239H239ZM20 241H21V240H20ZM20 241H19V242H20ZM28 241H29V240H28ZM67 241H68V240H67ZM103 241H104V239H103ZM191 241H192V240H191ZM199 241H201V240L199 239ZM223 241H222V244L225 243V242H223ZM230 241H228V243H229ZM21 242H22V241H21ZM21 242H20V243H21ZM108 242H109V240H108ZM116 242H117V241H116ZM116 242L114 243V240H113L114 245L116 244ZM162 242H163V241H162ZM215 242H216V241H215ZM233 242H234V241H233ZM15 243H16V242H15ZM15 243H14V244H15ZM97 243H98V242H97ZM113 243H112V244H113ZM168 243H169V242H168ZM186 243H187V242H186ZM193 243L195 244L196 242H193ZM206 243H207V241L204 242V240H203V244H201V242H199V244H201V245H199V246H201L202 248H204V247H205L204 244H206ZM208 243H209V241H208ZM208 243H207V244H208ZM212 243H214V242H212ZM104 244H105V243H104ZM108 244H109V243H108ZM156 244H157V243H156ZM207 244H206V245H207ZM210 244H211V243H210ZM215 244H216V243H215ZM225 244H226V243H225ZM231 244H233V243H231ZM235 244H236V243H234V245H235ZM257 244H258V243H257ZM257 244H256V245H257ZM35 245H36V244H35ZM99 245H100V244H99ZM102 245H103V244H102ZM102 245H101V247H102ZM105 245H107V244H105ZM109 245H111V244H109ZM181 245H182V243H181ZM183 245H185V244H183ZM186 245H187V244H186ZM197 245H198V244H197ZM197 245L195 244V246H197ZM202 245H204V247H203ZM17 246H18V244H17ZM17 246H14V247H17ZM86 246H87V245H86ZM103 246H104V245H103ZM172 246H173V245H172ZM199 246L196 247V248L199 249ZM219 246H222L221 243H220ZM223 246H224V244H223ZM223 246H222V247H223ZM226 246H227V245H226ZM63 247H64V246H63ZM63 247H62V248H63ZM92 247H93V246H92ZM98 247H99V246H98ZM98 247H97V248H98ZM106 247H110V246L107 245ZM154 247H155V246H154ZM154 247H153V248H154ZM156 247H157V246H156ZM190 247H191V246H190ZM201 247H200V248H201ZM217 247H218V246H217ZM222 247H220V249L223 250ZM224 247H225V246H224ZM89 248H91V247H89ZM103 248H104V247H103ZM112 248H113V245H112ZM191 248H192V247H191ZM202 248H201V250H202ZM225 248L228 249L229 247H225ZM225 248H224V250H225ZM6 249H7V248H6ZM43 249H44V248H43ZM87 249H88V248H87ZM98 249H101V248H98ZM98 249H97V250H98ZM188 249H189V247H188ZM217 249H218V248H217ZM217 249H215V250H217ZM23 250H24V249H23ZM95 250H96V249H95ZM97 250H96V251H97ZM110 250H111V249H110ZM152 250H153V249H152ZM189 250H190V249H189ZM209 250H210V248H209ZM229 250H230V249H229ZM99 251H100V250H99ZM99 251H98L97 253H99ZM144 251H145V250H144ZM169 251H170V250H169ZM186 251H187V249H186ZM193 251H194V250H193ZM196 251H198V250H196ZM4 252H6V251H4ZM136 252H137V251H136ZM154 252H155V251H154ZM184 252H185V251H184ZM194 252H195V251H194ZM219 252H220V251H219ZM261 252H262V251H261ZM89 253H90V251H89ZM97 253H94V254H96V255H94V256H95V259H96ZM168 253H169V252H168ZM186 253L189 254L188 252H186ZM190 253H193V252L190 251ZM203 253H204V252H203ZM227 253H228V252H227ZM250 253H251V252H250ZM3 254H4V253H3ZM99 254H100V253H99ZM99 254H98V257H100V259L102 260V258H101L102 256H100ZM101 254H103V253H101ZM127 254H128V253H127ZM173 254H174V253H173ZM195 254H196V252H195ZM210 254H211V250H210ZM233 254H234V253H233ZM241 254H242V253H241ZM87 255H88V254H87ZM92 255H93V254H92ZM168 255H169V254H168ZM192 255H193V254H192ZM198 255H201V254H198ZM203 255H204V254H203ZM205 255H206V254H205ZM207 255H208V254H207ZM262 255H263V254H262ZM262 255H261V256H262ZM89 256H90V254H89ZM94 256H93V257H94ZM122 256H123V255H122ZM129 256H130V254H129ZM129 256H128V257H129ZM139 256H140V255H139ZM139 256H138V257H139ZM185 256H186V255H185ZM215 256H216V255H215ZM223 256H224V255H223ZM259 256H260V255H259ZM5 257H6V256H5ZM163 257H164V256H163ZM200 257H201V256H200ZM200 257H197V258H200ZM218 257H219V256H218ZM224 257H225V256H224ZM12 258H13V257H12ZM90 258H92V257L90 256L89 259H90ZM124 258H125V257H124ZM154 258H155V257H154ZM156 258H157V257H156ZM186 258H187V256H186ZM188 258H189V257H188ZM201 258H202V257H201ZM243 258H244V257H243ZM251 258L253 259V257H251ZM251 258H250V259H251ZM1 259H2V257H1ZM92 259H94V258H92ZM92 259H90V260H92ZM98 259H99V258H98ZM104 259H105V258H104ZM163 259H164V258H163ZM222 259H223V258H222ZM250 259H249V260H250ZM254 259H255V258H254ZM78 260H79V259H78ZM96 260H97V259H96ZM150 260H151V259H150ZM166 260H167V258H166ZM177 260H178V259H177ZM225 260H226V259H225ZM225 260H224V261H225ZM234 260H235V259H234ZM255 260H256V259H255ZM93 261H94V260H93ZM97 261H98V260H97ZM106 261H107V260H106ZM106 261H105V262H106ZM111 261H112V260H111ZM162 261H163V260H162ZM184 261H185V259H184ZM186 261H187V260H186ZM186 261H185V262H186ZM191 261L194 262L193 259H192ZM212 261H213V259H212ZM12 262H13V261H12ZM87 262H88V260L86 261V263H87ZM89 262H92V261H89ZM109 262H110V261H109ZM109 262H108L107 264H110V263H111V262H110V263H109ZM163 262H164V261H163ZM189 262H190V260H189ZM209 262H210V261H209ZM263 262H264V261H263ZM1 263H3L2 260H1ZM96 263H97V262H96ZM170 263H173V262H170ZM194 263H195V262H194ZM94 264H95V263H94ZM99 264H100V263H99ZM211 264H212V263H211ZM224 264H225V263H224ZM226 264H227V263H226ZM257 264H258V263H257ZM259 264H260V261H259Z\"/></svg>",
  "mask_w": 264,
  "mask_h": 264
}]
</instances>
